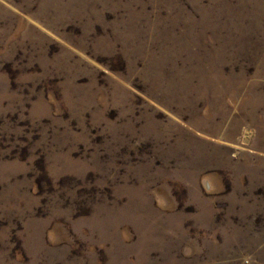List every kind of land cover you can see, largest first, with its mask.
Instances as JSON below:
<instances>
[{
	"label": "rangeland",
	"instance_id": "374dc122",
	"mask_svg": "<svg viewBox=\"0 0 264 264\" xmlns=\"http://www.w3.org/2000/svg\"><path fill=\"white\" fill-rule=\"evenodd\" d=\"M0 264H264V0H0Z\"/></svg>",
	"mask_w": 264,
	"mask_h": 264
}]
</instances>
